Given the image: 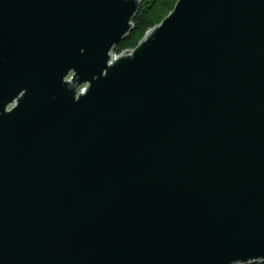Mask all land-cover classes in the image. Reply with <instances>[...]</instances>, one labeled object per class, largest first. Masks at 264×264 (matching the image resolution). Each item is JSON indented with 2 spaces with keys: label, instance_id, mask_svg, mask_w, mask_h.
Segmentation results:
<instances>
[{
  "label": "water",
  "instance_id": "95a60500",
  "mask_svg": "<svg viewBox=\"0 0 264 264\" xmlns=\"http://www.w3.org/2000/svg\"><path fill=\"white\" fill-rule=\"evenodd\" d=\"M0 0V264L264 262V0Z\"/></svg>",
  "mask_w": 264,
  "mask_h": 264
},
{
  "label": "trees",
  "instance_id": "16d2710c",
  "mask_svg": "<svg viewBox=\"0 0 264 264\" xmlns=\"http://www.w3.org/2000/svg\"><path fill=\"white\" fill-rule=\"evenodd\" d=\"M177 0H142L138 13L133 20L130 33L116 45L114 52L120 54L135 48L146 32L159 24L175 7ZM255 264H264L258 262Z\"/></svg>",
  "mask_w": 264,
  "mask_h": 264
}]
</instances>
